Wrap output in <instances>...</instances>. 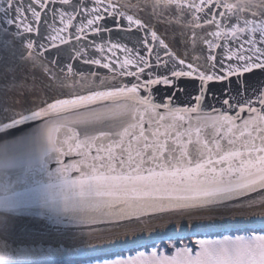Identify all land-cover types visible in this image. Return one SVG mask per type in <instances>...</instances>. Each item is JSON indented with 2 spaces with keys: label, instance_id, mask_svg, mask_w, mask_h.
Returning <instances> with one entry per match:
<instances>
[{
  "label": "snow or ice",
  "instance_id": "6c2138e0",
  "mask_svg": "<svg viewBox=\"0 0 264 264\" xmlns=\"http://www.w3.org/2000/svg\"><path fill=\"white\" fill-rule=\"evenodd\" d=\"M57 18L64 27L56 26ZM153 19L181 25V37L191 40L190 58L169 48ZM69 27L74 31L62 36ZM133 29L145 32L138 41L143 55L135 44L130 48L111 39L114 31ZM89 33L101 42L89 40ZM51 49L56 52L49 56ZM75 61L110 75L76 71ZM0 69L5 79L11 75L0 85V211L42 217L47 230L57 232L87 226L100 235H125L104 247L129 255L95 256L101 249L94 248L84 264H264V219H217L257 204L264 208V80L253 86L245 78L256 70L264 73V0H0ZM181 78L199 81L198 94L184 107L175 104L177 93L188 95ZM209 82L222 84L220 109H205ZM157 86L171 94L158 99ZM80 110L73 123L86 125L82 133L63 122L66 113ZM117 117L122 131L89 134L87 125ZM29 123L36 124L34 132L10 138L12 130ZM203 127H211L215 137L223 130L226 145L215 137L201 139ZM25 147L24 158L16 155ZM158 219L179 220L181 227L156 239L135 234ZM17 230L14 219L0 224L6 238ZM194 235L217 238L197 239L195 248L179 243ZM64 238L57 246L33 248L30 255L79 252L72 246L75 235Z\"/></svg>",
  "mask_w": 264,
  "mask_h": 264
},
{
  "label": "water",
  "instance_id": "95a60500",
  "mask_svg": "<svg viewBox=\"0 0 264 264\" xmlns=\"http://www.w3.org/2000/svg\"><path fill=\"white\" fill-rule=\"evenodd\" d=\"M199 2V0H197ZM234 2V0H233ZM220 11H224L223 9H220ZM250 18V17H249ZM217 20H220V17H217ZM73 23H77V21H73ZM124 26L127 25V21L121 22ZM57 27H64L59 23V18H57L56 21ZM109 26H112V22L109 21ZM152 26L154 30L157 31L158 35L161 36L165 40L166 43H168L169 48L172 49L177 56L184 57L185 52L189 53L190 55L193 51L191 40L190 38L185 40L180 35V29L181 25H177L176 23H173L171 25L164 23L161 21L160 23H156V21L153 19ZM208 26H206L207 28ZM209 30H215V29H209ZM41 31L45 32V35H47L45 28L42 26ZM74 31L71 27L68 28L67 31L61 33L62 36H67L69 32ZM183 31L186 36L190 37L191 33L189 29L184 26ZM199 32V30H197ZM203 34V33H201ZM107 33H104L103 36L107 37ZM145 37V32H136L134 29L130 33H124V32H113L111 39L113 41L119 40L121 43L127 44L128 47H132L134 44L137 48L140 49V54L143 55L144 53V46L142 43H138V41H142ZM95 38L97 42H101V37L96 36L93 37L92 33L88 34V39ZM147 39L149 43H152L151 35L150 33L147 34ZM47 42V41H46ZM217 43H223L222 39H217ZM57 44H59V40L56 41ZM75 40L71 41V44H75ZM187 45V47H186ZM61 48L68 49L69 45H60ZM202 47L205 49V54L207 52V45H202ZM93 51V50H90ZM155 51H159L160 55L164 56V50L160 48L158 45L155 46ZM214 52H221V49H214ZM223 51H226L224 49ZM56 49H51L50 53L47 55L51 56V53H55ZM197 54H199L197 52ZM66 54L62 55V59L65 58ZM109 55H111L109 53ZM117 56L122 60L124 58L123 54L120 52H117ZM167 59V57H164ZM154 59V56H153ZM72 62V61H69ZM203 61H201L202 63ZM74 63V70L80 71V72H88V71H98L103 75H110L108 70L99 68L98 66H91L81 63L80 61H75ZM2 71V69H0ZM36 74L39 75V70H35ZM245 78L249 81V83L253 86L258 84L261 80H264V73L256 70L253 74H246ZM132 78H126V80H131ZM234 79V78H233ZM11 80V75H9L6 79L2 76H0V85H3ZM133 82H135L133 80ZM98 83V80H97ZM109 83H114L113 81H109ZM181 87L186 86V95L185 93H177V97L175 99V104L180 107L188 106L190 103V96H195L198 94V88H199V81L193 80L192 78H181L180 80ZM209 93L206 97L205 102V109L207 111L211 110V107H215L216 109L221 108L220 101L224 98L223 92H222V84L217 82H209ZM154 91L157 94V98L164 97L166 95L171 94V90H165L163 86H157L154 88ZM39 95L43 96V93H39ZM219 98V99H216ZM253 100H255V97H253ZM111 103V102H106ZM123 103V102H121ZM104 105H98V107H103ZM258 106V105H257ZM84 110H80L79 113H66L65 117L63 118V122L67 124V126L72 127L76 132H83L84 127L86 126L84 123H73L76 116L83 113ZM230 115H235V113H229ZM245 118L247 117V109H245V113L242 114ZM237 123L242 124V120L238 121ZM120 124V118L117 117L115 120H105L103 123H95V124H89L87 127H89L90 135H98L99 131H122V128L119 127ZM184 128L186 129L188 126L187 119L183 122ZM193 125H195V120H193ZM126 126V125H125ZM145 128L148 127V115H145ZM156 127L155 124H153V129ZM36 130V124L35 123H29L27 125L21 126L17 129L12 130L10 133V138H16L21 139L26 134H31ZM181 131H184V129H180ZM138 132V129L136 130ZM163 131V129H161ZM63 132V129H62ZM147 134V133H146ZM236 135L239 136V132H236ZM215 137V132L211 127H203L201 129V139L207 138L212 139ZM217 139L221 140L222 145H226V139L223 138V130H221V134L219 137H215ZM81 139H83V135H81ZM129 138L125 137V142L127 143V140ZM182 141L187 143L188 136L185 135L181 137ZM243 139V138H241ZM192 140L193 143H195L196 140V134L193 130L192 133ZM171 143V141H169ZM258 143V141H257ZM192 144H189V150L192 148ZM239 147V143L236 145ZM29 149L27 147L22 148L16 155H19L21 158H24V154ZM95 148L92 149V155H95ZM77 158L78 157H73ZM218 157H213V159H217ZM70 159L69 157H65V162H68ZM217 168L221 167V165H215ZM223 166H227L226 162ZM50 167H55V164L50 165ZM9 172L16 171L15 169H9ZM72 176L77 175L76 173H72ZM17 190H22L21 188H18ZM0 195H4L3 192H0ZM253 196H256L257 194H252ZM247 199V198H245ZM5 219L9 220V224L11 225L12 220L14 219L16 224L18 225L17 232L11 237L6 238L2 232H0V259L5 260H54V259H60V258H68V257H85L88 253L92 252V249L97 248L101 249L99 251H96L94 255L97 254H103L108 252H114V251H120L122 249L120 248H108L104 247L107 245H110L114 243L116 240H122L125 238V235L123 233H120L119 235H100L95 232H92L87 226L83 228L81 232H74L72 229H61L60 232H57L55 230H47L48 222L42 218V217H34L28 213H18L14 214H5L2 211H0V224L4 222ZM147 219V217H145ZM217 219H227V220H240V221H259L264 219V208H261L259 204L242 210V212H237L235 214L229 213L224 217L218 216ZM122 224H127L128 222H121ZM190 223V221H189ZM258 227V225H256ZM181 222L179 220H175L173 222H169L167 219H158L154 223H150L148 226L144 227L142 231L136 229L135 234L140 235L142 237H152L153 239H156L158 234H164L171 232L172 230L180 229ZM72 235H75L76 239L74 244L72 245L73 248L79 249V252L74 253L72 256H65V257H44V258H34L30 255V250L33 248H39L43 246L44 248H47L49 246H57V241L60 238L64 237H70ZM128 237H131L133 235V231H129L127 233ZM69 239L64 238L63 243L67 245L69 243Z\"/></svg>",
  "mask_w": 264,
  "mask_h": 264
},
{
  "label": "trees",
  "instance_id": "16d2710c",
  "mask_svg": "<svg viewBox=\"0 0 264 264\" xmlns=\"http://www.w3.org/2000/svg\"><path fill=\"white\" fill-rule=\"evenodd\" d=\"M204 238H217L216 236H203V235H194V236H189L183 241H180V244H187L191 242L192 246L195 248V241L197 239H204ZM117 252H122L124 256L129 255L127 251H116V252H110V253H105V254H99L95 256H111L114 253ZM87 257H72V258H63V259H56V260H7L10 261L11 264H84V261Z\"/></svg>",
  "mask_w": 264,
  "mask_h": 264
},
{
  "label": "rangeland",
  "instance_id": "374dc122",
  "mask_svg": "<svg viewBox=\"0 0 264 264\" xmlns=\"http://www.w3.org/2000/svg\"><path fill=\"white\" fill-rule=\"evenodd\" d=\"M204 239H207V238H204Z\"/></svg>",
  "mask_w": 264,
  "mask_h": 264
}]
</instances>
